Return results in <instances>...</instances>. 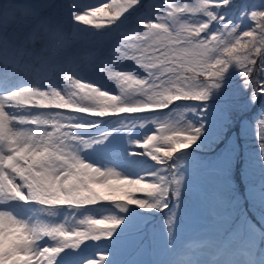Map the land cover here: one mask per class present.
<instances>
[{
	"label": "snow or ice",
	"instance_id": "snow-or-ice-1",
	"mask_svg": "<svg viewBox=\"0 0 264 264\" xmlns=\"http://www.w3.org/2000/svg\"><path fill=\"white\" fill-rule=\"evenodd\" d=\"M16 4L32 19L7 28L14 12L0 0V264H124L121 249L157 214L168 235L180 227L201 149L212 152L200 166L216 186L213 214L231 189L249 233L242 259L214 264H264L248 216L264 225V136L258 159L239 144L264 124V0ZM61 17L111 43L51 59L45 34L53 53L69 49ZM98 20L110 26L96 31ZM85 61L94 76L78 71Z\"/></svg>",
	"mask_w": 264,
	"mask_h": 264
},
{
	"label": "rangeland",
	"instance_id": "rangeland-1",
	"mask_svg": "<svg viewBox=\"0 0 264 264\" xmlns=\"http://www.w3.org/2000/svg\"><path fill=\"white\" fill-rule=\"evenodd\" d=\"M43 2L67 4L71 3L72 0H43ZM76 2L81 3L82 0H76ZM83 2H89V0H83ZM91 2H94V0H91ZM147 2L156 3L158 0H147ZM169 2L179 3L181 0H169ZM183 2L195 6L200 0H183ZM4 3L7 5L12 4L14 12V15L8 16L4 23L7 28H17L24 21L32 19L31 13L25 7L22 5L17 6L16 0H4ZM47 11L43 10V14L46 15ZM97 22L101 24V29H96V31H101L103 28L110 26L106 21L98 20ZM59 23L70 41L69 49L59 46L62 49L60 59L68 52L70 56L80 51L94 52L111 43L110 38L99 41L95 35L89 32V29H94L95 25L84 26L82 22H72L70 19L66 20L63 17L60 18ZM58 43V40L54 37V41L48 47L49 51L45 54L50 57L54 55L51 50L57 49ZM78 71L81 74L94 76L87 61L79 64ZM254 114L255 109L243 113L242 118L251 121ZM110 122L116 123L114 120ZM262 136H264V124L252 123L248 134L239 139L241 152L248 151L258 159ZM188 151H192V149H188ZM193 155L196 158L197 165L193 179L196 184L194 193L182 190L181 199L184 203L176 211V222L180 227H174L172 234L168 235L167 225L164 223V213L157 214L146 223L139 239L121 249L119 259L124 264H129V262H136V264H166L169 261H173L174 264H187L188 261H193L195 256H199L198 260L201 264H214L215 261L225 258H243L244 242L247 240L249 233L244 228L237 230V225L240 223L241 205L235 202L236 194L231 189L222 190L220 197L224 203L217 205V215H214L212 212V198L216 192V186L210 179L206 178L205 169L200 166L211 159L212 152L208 149H201L194 152ZM183 166L187 167V162H184ZM258 175V170H250V179L253 182L258 180ZM185 178L187 180V174ZM235 181L239 195L243 197L245 184L241 182L239 173H237ZM200 184L201 186H199ZM204 191L207 193L208 198L206 195H202ZM242 206L248 208V201L243 200ZM248 216L257 230L258 246H264V242L259 239V232L264 230V225H261L258 217L252 212H249ZM169 242L172 244L171 247L168 246ZM206 242L209 243V247L206 250L198 251L196 245ZM87 243L92 245L94 242L89 241ZM95 243L102 246L105 242L102 240ZM221 243H223V247L220 246ZM94 251H96L95 248L89 249V253ZM225 252H227V256Z\"/></svg>",
	"mask_w": 264,
	"mask_h": 264
},
{
	"label": "bare ground",
	"instance_id": "bare-ground-1",
	"mask_svg": "<svg viewBox=\"0 0 264 264\" xmlns=\"http://www.w3.org/2000/svg\"><path fill=\"white\" fill-rule=\"evenodd\" d=\"M22 27H23V25H21V26H19V28H17V30H20V29H22ZM46 36H47V39H46V41H45V43H47L46 45H47V47H49L51 44H52V42L54 41V35H48V34H45ZM62 47V46H61ZM54 55H52V57H51V59H53V60H59L60 58V56L62 55V49L61 48H58V50L55 52V53H53Z\"/></svg>",
	"mask_w": 264,
	"mask_h": 264
}]
</instances>
